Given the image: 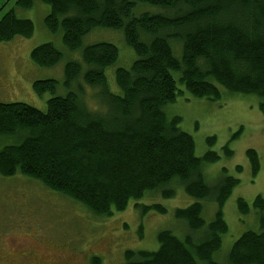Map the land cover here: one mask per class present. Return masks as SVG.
I'll return each instance as SVG.
<instances>
[{
	"label": "trees",
	"instance_id": "16d2710c",
	"mask_svg": "<svg viewBox=\"0 0 264 264\" xmlns=\"http://www.w3.org/2000/svg\"><path fill=\"white\" fill-rule=\"evenodd\" d=\"M40 1L50 7L45 26L53 33L61 29L68 50H78L82 38L94 29H122L136 60L129 69L115 71L119 95L107 90L104 74L118 58L113 45L85 47L83 65L66 63L64 84L76 82L84 71V85L102 89L104 112L89 111L75 93L49 99L45 112L22 103L0 104V135L26 132L21 143L0 151V176H25L96 217L124 211L130 200H140L146 192L178 178L189 197L216 204L213 220L204 222L199 202L176 209L174 218L186 223L188 234L180 240L170 232H159L155 252L126 251L122 264H218L214 256L228 231L222 209L238 180L223 170L215 185H207L201 167L216 163L219 156L207 152L196 157L194 142L179 129V119L167 120L162 109L182 93L172 77L176 73L194 97L218 100L217 87H221L232 94L257 97L258 111L264 115V0ZM14 4L20 9L32 6L31 0ZM136 4L175 14L134 16ZM171 30L180 33L176 43H181L180 59L174 57L167 40ZM32 34L33 24L18 19L13 8L0 18V43ZM142 35L151 39L141 40ZM60 59L51 44L30 53L31 62L40 68H51ZM55 85V81H38L33 88L41 95L53 93ZM223 151L227 157L232 154L227 146ZM246 155L256 176L257 155L253 150ZM162 194L171 197L173 192ZM236 204L240 215L249 213L242 199ZM252 206L258 229L243 233L232 244L228 264H264V199L257 196ZM141 208L166 213L157 204ZM90 264L101 261L94 256Z\"/></svg>",
	"mask_w": 264,
	"mask_h": 264
},
{
	"label": "rangeland",
	"instance_id": "374dc122",
	"mask_svg": "<svg viewBox=\"0 0 264 264\" xmlns=\"http://www.w3.org/2000/svg\"><path fill=\"white\" fill-rule=\"evenodd\" d=\"M16 0H0V18L10 9L20 20L33 24L30 38H14L0 43V104L22 103L41 112L46 111L47 101L53 97H64L75 93L81 103L90 111H102L103 93L101 88L91 89L83 83L82 71L76 82L64 84V67L68 62L82 64L81 51L85 47L105 43L118 51L115 63L104 71L107 90L119 95L115 85V71L129 69L136 60L133 50L126 44L122 29L97 28L85 35L76 51L68 50L62 42V31L50 32L45 26V18L50 7L40 0H31L30 9L15 7ZM182 8L178 13H181ZM164 15L171 17L175 12L159 9L147 4H136L133 15ZM168 42L175 58H181V43L174 30L169 31ZM151 36H141L147 41ZM43 44H51L60 54V61L51 68H40L30 60L31 51ZM178 49V50H177ZM85 69V67H84ZM177 88L182 92L174 103L167 104L162 111L167 120L179 119V129L188 134L195 146L196 157L214 152L219 160L204 165L201 172L207 185H215L223 175L238 180L226 200L222 212L227 225V234L222 237V245L214 256L218 264H228L227 255L232 244L245 232L257 231V215L253 201L259 196L264 199V115L258 111L259 100L251 95H239L217 87L220 98L212 101L189 94L172 74ZM38 81H55L54 92L45 91L38 95L33 85ZM26 132L14 135H0V151L21 143ZM214 138L208 144L207 139ZM232 152L227 157L223 147ZM253 150L258 158L259 170L252 175L251 164L246 155ZM239 168V170H238ZM164 191H172L171 197H164ZM237 199H242L249 207V213H238ZM194 202L202 206L201 217L210 223L216 212V204L210 200L197 201L189 197L178 178L156 191L146 192L140 200H130L126 209L112 212L109 217H96L84 206L52 191L38 182L22 175L0 176V240L12 235L13 227H21L29 235L45 236L54 243L53 250L34 249L43 262L64 264L69 254L74 253L75 264H90L92 257H98L101 264H122L126 251H149L158 249L156 235L167 231L182 240L188 234L186 223L174 218L176 209H184ZM161 205L166 213L144 212L141 207ZM138 205L139 207H136Z\"/></svg>",
	"mask_w": 264,
	"mask_h": 264
},
{
	"label": "flooded vegetation",
	"instance_id": "af4514ba",
	"mask_svg": "<svg viewBox=\"0 0 264 264\" xmlns=\"http://www.w3.org/2000/svg\"><path fill=\"white\" fill-rule=\"evenodd\" d=\"M21 227H13L12 235L7 240H0V264H49L39 259L34 250L39 246V250H53L54 243L45 240V236L29 235ZM45 237V238H44ZM74 253L69 254V258L64 264H75Z\"/></svg>",
	"mask_w": 264,
	"mask_h": 264
}]
</instances>
